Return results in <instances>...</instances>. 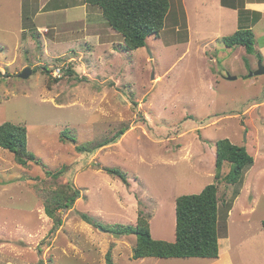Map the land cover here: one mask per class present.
Instances as JSON below:
<instances>
[{"label":"rangeland","instance_id":"374dc122","mask_svg":"<svg viewBox=\"0 0 264 264\" xmlns=\"http://www.w3.org/2000/svg\"><path fill=\"white\" fill-rule=\"evenodd\" d=\"M173 5L159 35L127 51L109 24L112 45H96L85 40L86 31L75 34L80 25L60 37L40 23L43 14L34 16L37 10L0 0V124L26 125L28 148L40 162L20 166L0 147V264H110V250L112 264H226L220 248L218 258L136 259L137 236L123 231L145 212L152 235L174 241L177 197L211 183L218 187L219 240L229 245L228 264H264V74L250 76L259 61L264 65V19L257 54H250L223 42L233 24L217 37L210 30L216 22L201 28L192 16L188 26L183 9ZM64 63L73 75L55 81L44 69ZM27 67L33 72L21 78ZM122 124L130 128L115 144L90 155L77 149ZM222 138L255 158L235 184L216 178ZM107 166L125 170L128 181ZM46 169L63 175L53 180ZM231 172L225 162L222 174ZM54 182H73L81 197L50 235L54 220L43 195Z\"/></svg>","mask_w":264,"mask_h":264},{"label":"trees","instance_id":"16d2710c","mask_svg":"<svg viewBox=\"0 0 264 264\" xmlns=\"http://www.w3.org/2000/svg\"><path fill=\"white\" fill-rule=\"evenodd\" d=\"M88 4L98 6L102 10L108 24L124 38V48L127 51L136 50L147 45V39L152 35H159L164 28L173 0H85ZM225 0H223L224 3ZM236 8V7H235ZM244 12V10H240ZM252 14L258 18L257 11ZM228 47L242 45L250 54H257L256 35L252 28H240L234 33L222 37ZM63 65V75H73L75 70L67 63ZM68 65V66H67ZM57 66V65H54ZM49 69L45 66V70ZM61 66V65H60ZM62 75V76H63ZM60 79V78H59ZM58 80L55 78V81ZM138 107L136 101L133 102ZM128 124H122L117 130L77 146L79 151H86L88 155L99 149L115 144L129 130ZM66 133L61 140L66 141ZM0 147L14 154L18 165L28 167L32 163L40 164L36 155L28 148V128L26 125L5 121L0 124ZM225 162L232 165V172L222 174ZM255 158L244 146L233 143L229 138H222L216 143V178L227 183L239 182L245 170L252 166ZM112 176L128 181V174L120 167H105ZM47 175L58 180L62 171L47 170ZM44 207L49 217L54 220L52 235L62 226V213L73 207L81 197V191L73 182L63 184L52 183L44 189ZM219 196L215 183L206 185L201 192L183 194L175 201V240L155 238L152 235L151 215L140 212L137 222L124 228L126 233L137 236L133 247V257L141 259L149 256L159 258H218L220 248L219 234ZM82 217L90 224L99 226L93 218L83 213ZM264 228V220H263ZM107 259L112 264V252L107 253ZM40 260L37 264H42Z\"/></svg>","mask_w":264,"mask_h":264},{"label":"crops","instance_id":"0c3cea01","mask_svg":"<svg viewBox=\"0 0 264 264\" xmlns=\"http://www.w3.org/2000/svg\"><path fill=\"white\" fill-rule=\"evenodd\" d=\"M172 3L175 4L176 9L180 11L183 9L186 14L188 26L192 16H197L195 21L197 22V26L201 28L207 29L209 27H206L207 23L216 22L210 30L212 33H215L217 37L222 34L221 31L225 26H231L232 24L235 27L234 32L245 27L252 28L256 35L257 29L261 27L263 23L262 20L264 19V0H225L224 3L223 0H173ZM40 4L46 9L43 8L40 10ZM19 6L27 10L31 9L33 12L37 10L34 15L35 17H37L38 14H43L44 18L40 23L47 24L51 28L57 30V32L59 30L58 36L60 37L69 35L71 30L75 29V25H80L83 28L74 30V32L76 34L86 31L88 34L86 35L85 33L84 37L87 42H92L96 45L101 44L103 46L108 43L112 45L110 37L113 35V31H111L113 29L106 27L108 22L104 18L101 8L90 5L85 0H19ZM172 6L174 5L172 4ZM215 9L222 14L226 21L220 19L219 15L215 16ZM240 10H244V12L241 13ZM252 11L261 12V18L256 19L255 15L251 13ZM50 16L54 21L50 19L49 21L51 22H47V18H50ZM65 24L71 27L67 31L64 30ZM219 24L221 29L216 27H219ZM37 27L41 28L38 24ZM88 30L94 31V33H90ZM76 42H80V39L73 41V43ZM219 243L220 256L223 258L222 261H227L226 264H228L229 255L227 254L229 253V245H222L220 240ZM222 254L224 256H222Z\"/></svg>","mask_w":264,"mask_h":264},{"label":"water","instance_id":"95a60500","mask_svg":"<svg viewBox=\"0 0 264 264\" xmlns=\"http://www.w3.org/2000/svg\"><path fill=\"white\" fill-rule=\"evenodd\" d=\"M33 72V70L30 68V67H27V68H25L23 71H22V73H20V77L21 78H28L29 77V75L31 74ZM264 74V65H263V63H262V61H259V63H258V68L255 70V71H252L251 73H250V76H259V75H263ZM228 79H230V80H234V79H236V77L235 76H228Z\"/></svg>","mask_w":264,"mask_h":264},{"label":"built area","instance_id":"2783aa9c","mask_svg":"<svg viewBox=\"0 0 264 264\" xmlns=\"http://www.w3.org/2000/svg\"><path fill=\"white\" fill-rule=\"evenodd\" d=\"M63 65H57L56 67L54 66L51 70H50V74L52 76H54V78L59 79L60 77H62L63 75Z\"/></svg>","mask_w":264,"mask_h":264}]
</instances>
